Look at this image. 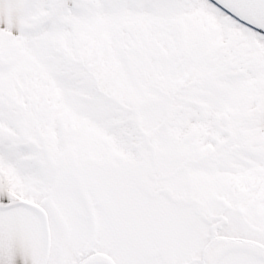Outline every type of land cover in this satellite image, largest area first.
<instances>
[{"label": "snow or ice", "instance_id": "obj_1", "mask_svg": "<svg viewBox=\"0 0 264 264\" xmlns=\"http://www.w3.org/2000/svg\"><path fill=\"white\" fill-rule=\"evenodd\" d=\"M0 264H264V0H0Z\"/></svg>", "mask_w": 264, "mask_h": 264}]
</instances>
